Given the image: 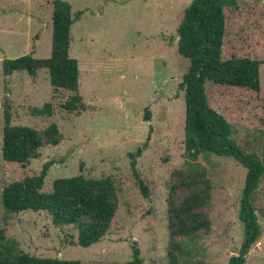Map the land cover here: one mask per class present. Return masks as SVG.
Returning <instances> with one entry per match:
<instances>
[{
    "label": "rangeland",
    "instance_id": "374dc122",
    "mask_svg": "<svg viewBox=\"0 0 264 264\" xmlns=\"http://www.w3.org/2000/svg\"><path fill=\"white\" fill-rule=\"evenodd\" d=\"M53 1L0 0V229L21 251L35 257L127 264L136 246L142 264H171L167 194L177 182L175 173L187 170L189 161L180 88L188 62L177 54L176 31L191 0H64L71 5L72 15L81 12L70 28L69 49L70 57L78 62V93L86 106L78 114L63 109L70 93L54 92L46 70L33 76L26 72L4 76L1 69L6 59L50 56ZM237 4L239 11L228 21L225 51L229 53L239 37L251 57L263 63L258 98L264 99V0ZM46 103L52 107L50 117L31 115V109ZM5 104L12 125L42 132L55 124L61 135L59 144L41 148L25 167L5 163L1 156ZM231 139L264 160V134L234 125ZM137 149L142 150L139 156ZM129 155H134V167L147 195L135 181ZM195 162L212 183L211 203L205 209L211 230L188 243L187 254L177 264H227L244 240L239 209L246 169L233 158L214 154H198ZM45 163L51 166L43 192H49L59 178H112L117 211L100 242L86 248L71 244L75 233L68 227H54L44 211L4 213L3 187L37 175ZM252 200L260 236L245 264H264V175Z\"/></svg>",
    "mask_w": 264,
    "mask_h": 264
},
{
    "label": "trees",
    "instance_id": "16d2710c",
    "mask_svg": "<svg viewBox=\"0 0 264 264\" xmlns=\"http://www.w3.org/2000/svg\"><path fill=\"white\" fill-rule=\"evenodd\" d=\"M238 1L191 0L177 26L176 51L188 62L180 88L184 93V143L189 161L187 170L175 173L177 182L169 186L167 194V254L171 264H177L187 254L188 243L211 230L205 209L211 203L212 183L206 171L195 162L198 154L233 158L246 169L239 209L244 240L238 254L230 257L227 264H245L251 246L260 236L252 199L264 175V160L248 154L231 139L234 125L264 134V99L258 98L259 67L263 63L251 57L239 37L229 53L225 51L228 21L239 11ZM80 18L81 12L72 15L68 2L54 0L50 56L22 55L3 60L1 66L4 76L14 72L33 76L46 70L54 92L70 93L63 109L76 114L86 110L78 93V62L69 55L70 28ZM30 113L36 117H50L51 104L31 109ZM144 113L148 120L147 110ZM11 118L9 106L5 104L1 135V156L5 163L25 167L38 157L41 148L59 144L61 135L55 124L38 132L28 126L12 125ZM141 151L137 149L136 156ZM129 156L135 181L140 191L147 195V188L134 167V155ZM50 166L51 163H45L37 175L26 176L3 187L1 204L4 213L44 211L54 227H68L75 233L76 241H70L71 244L86 248L100 242L117 211L118 197L112 178L92 179L82 175L59 178L53 181L49 192H43ZM181 191L183 195L179 196ZM0 264L81 262L31 256L21 251L17 242L7 238L5 231L0 229ZM127 264H142L136 246H133L132 258Z\"/></svg>",
    "mask_w": 264,
    "mask_h": 264
}]
</instances>
